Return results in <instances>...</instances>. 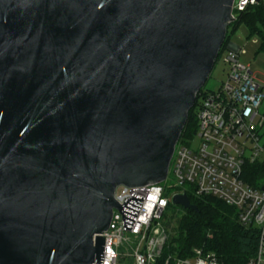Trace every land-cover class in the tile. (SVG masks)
<instances>
[{
  "label": "water",
  "instance_id": "1",
  "mask_svg": "<svg viewBox=\"0 0 264 264\" xmlns=\"http://www.w3.org/2000/svg\"><path fill=\"white\" fill-rule=\"evenodd\" d=\"M234 2L0 0V264H103L143 202L115 190L167 180Z\"/></svg>",
  "mask_w": 264,
  "mask_h": 264
},
{
  "label": "built area",
  "instance_id": "2",
  "mask_svg": "<svg viewBox=\"0 0 264 264\" xmlns=\"http://www.w3.org/2000/svg\"><path fill=\"white\" fill-rule=\"evenodd\" d=\"M257 0H235L234 10L244 11ZM228 51L222 60L228 67V80L216 91L205 90L196 106L199 139L178 142L166 181L143 187L119 186L115 201L137 196L143 200L131 231L123 230L122 214L113 209L105 237L103 264H223L202 248L192 249L191 256H164L170 232L164 222L176 195L190 193L197 197H214L238 212L243 226L260 231L257 252L247 264H264V191L244 180L247 165L263 163L264 143L261 130L264 114V84L254 78L248 66L240 62L241 50ZM168 190H173L169 192Z\"/></svg>",
  "mask_w": 264,
  "mask_h": 264
},
{
  "label": "trees",
  "instance_id": "3",
  "mask_svg": "<svg viewBox=\"0 0 264 264\" xmlns=\"http://www.w3.org/2000/svg\"><path fill=\"white\" fill-rule=\"evenodd\" d=\"M262 1L249 5L242 12L234 10L236 19L228 27L226 40L217 61L228 48L231 36L241 24H245L250 33L260 39L261 51H264V6ZM205 90L207 89L203 88L197 95L195 106L189 113L180 142H189L197 132V124L193 120V115L199 98ZM244 180L253 188L261 189L264 186V164L247 165ZM187 195L191 204L195 205L198 211L183 210L179 215L175 221L174 235L170 237L166 245L164 256L176 254L186 258L191 256L192 249L202 248L208 253L215 254L223 264H247L250 259L255 257L260 235L258 228L243 226L239 221L237 210L217 198L197 197L190 193ZM169 209H172L173 212L170 220L166 222L168 229L177 214L172 205ZM159 264L164 263L159 262Z\"/></svg>",
  "mask_w": 264,
  "mask_h": 264
},
{
  "label": "rangeland",
  "instance_id": "4",
  "mask_svg": "<svg viewBox=\"0 0 264 264\" xmlns=\"http://www.w3.org/2000/svg\"><path fill=\"white\" fill-rule=\"evenodd\" d=\"M238 1V0H237ZM264 6V0L262 1ZM230 44L234 45L235 47L239 48L241 50L240 53V62L248 66L251 70V72L254 75V78L256 81L260 84H264V51H261V41L260 39L252 35L250 33L249 28L245 24H241L238 26L235 33L231 36ZM228 51H230L228 48L223 52L222 55L226 54ZM228 80V67L223 63L222 56L215 64L213 71L211 73L210 78L208 79L206 85L204 88H206L209 91H216L219 89V87L222 85V83L227 82ZM260 113L264 114V101L262 102V105L260 107ZM193 120L196 121V114L193 115ZM197 131V130H196ZM196 132L194 133V146L198 145L199 139L195 137ZM261 136H262V143H264V125L261 130ZM262 161L264 159L262 158ZM166 187H170L174 184V181L172 180V177L169 176L167 182L165 183ZM169 192H173V190H168ZM174 211L177 212L175 214L171 226L169 228L170 235H174L173 229L176 228L175 221L177 218H179V215L183 212V208L180 206H174ZM172 209L168 210L167 216H165L164 222H168L170 220V217L172 216Z\"/></svg>",
  "mask_w": 264,
  "mask_h": 264
},
{
  "label": "crops",
  "instance_id": "5",
  "mask_svg": "<svg viewBox=\"0 0 264 264\" xmlns=\"http://www.w3.org/2000/svg\"><path fill=\"white\" fill-rule=\"evenodd\" d=\"M229 46V45H228ZM233 47H235L234 45H233ZM235 48H237V47H235ZM229 49V48H228ZM238 49V48H237ZM263 159H264V157H263ZM262 164H264V161H263V163ZM263 184H264V180H263ZM264 187V186H263ZM262 187V188H263Z\"/></svg>",
  "mask_w": 264,
  "mask_h": 264
}]
</instances>
